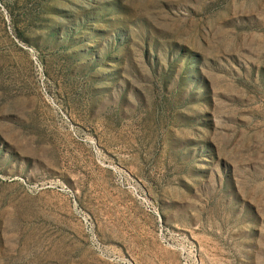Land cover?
<instances>
[{
  "label": "rangeland",
  "instance_id": "obj_1",
  "mask_svg": "<svg viewBox=\"0 0 264 264\" xmlns=\"http://www.w3.org/2000/svg\"><path fill=\"white\" fill-rule=\"evenodd\" d=\"M0 264H264V0H0Z\"/></svg>",
  "mask_w": 264,
  "mask_h": 264
}]
</instances>
